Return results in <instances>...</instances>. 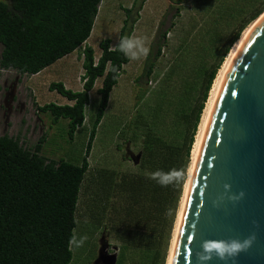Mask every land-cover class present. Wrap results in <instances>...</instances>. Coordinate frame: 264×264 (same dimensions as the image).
<instances>
[{"label":"trees","instance_id":"16d2710c","mask_svg":"<svg viewBox=\"0 0 264 264\" xmlns=\"http://www.w3.org/2000/svg\"><path fill=\"white\" fill-rule=\"evenodd\" d=\"M100 2L0 0V70H12L29 77L80 50L81 90L73 92L59 82L50 83L48 90L56 92L67 103L38 107L40 112L51 116L53 124L60 118L67 121L69 139L82 125L88 93L95 80L101 79L95 91L97 110L80 165L41 156L43 138L33 147L25 148L17 138L0 137V264H69L71 260L69 240L73 236L79 193L88 170L87 158L96 128L108 107L109 94L117 84L122 66L129 61L116 47L122 36H130L131 29L126 28L125 22L115 46L111 48L110 41L104 39L98 44L96 58L89 47L81 48L89 37ZM263 11L264 2L239 23L218 52L217 61L204 71L198 104L182 142H166L146 129L139 146L138 172L125 175L103 169L97 178L94 176L96 193L87 201L86 221L105 228L110 239L124 248L147 256L148 264H164L194 134L216 72L242 30ZM161 38L164 39V33ZM159 54L157 46L153 58L150 60L147 56L144 60L141 76L146 80L152 75ZM113 66L117 71H112ZM187 118V114L182 115L186 123ZM173 168L183 171V179L178 184L161 187L150 179L151 173L157 170L168 172Z\"/></svg>","mask_w":264,"mask_h":264},{"label":"rangeland","instance_id":"374dc122","mask_svg":"<svg viewBox=\"0 0 264 264\" xmlns=\"http://www.w3.org/2000/svg\"><path fill=\"white\" fill-rule=\"evenodd\" d=\"M263 2L101 0L91 32L84 43L95 58L99 54L98 44L104 39L110 41L111 48L115 46L124 22L126 28L131 29L130 38L145 39V46L150 48V60L157 46L160 47V54L148 80L141 76L146 58H128V63L122 66L117 84L109 94L108 107L96 128L87 158L88 170L80 189L72 231L77 238L87 235L88 239L81 247L69 244V264H99L96 261L99 253L114 254L115 264H148L147 256L138 250L124 248L110 239L105 228L86 221L87 201L96 193L94 185L98 173L103 169L125 175L138 172L139 146L146 129L166 142H182L198 104L204 71L207 72L217 61L218 52L228 42L233 30ZM162 33L164 39L161 38ZM79 52L74 51L29 77L12 70H0V137L17 138L25 148L33 147L43 138L41 156L47 160L61 159L72 165H80L97 110L98 96L95 91L100 87L101 79L95 80L93 89L88 93L83 123L71 139L66 134L65 119L60 118L53 124L48 113L38 110L47 103H67L56 92L48 90L50 83L59 82L73 92L81 90L83 71ZM183 114L188 115L187 123L182 119ZM174 225L164 264L167 262Z\"/></svg>","mask_w":264,"mask_h":264},{"label":"water","instance_id":"95a60500","mask_svg":"<svg viewBox=\"0 0 264 264\" xmlns=\"http://www.w3.org/2000/svg\"><path fill=\"white\" fill-rule=\"evenodd\" d=\"M241 191L242 198L229 199ZM252 234L251 247L227 264H264V17L243 36L215 88L168 264H197L203 240ZM96 261L115 264V255L99 253ZM208 264L225 262L214 258Z\"/></svg>","mask_w":264,"mask_h":264},{"label":"clouds","instance_id":"9594fccd","mask_svg":"<svg viewBox=\"0 0 264 264\" xmlns=\"http://www.w3.org/2000/svg\"><path fill=\"white\" fill-rule=\"evenodd\" d=\"M117 50L122 53L126 58L139 59L141 56L147 57L150 53V48L145 46L144 38H130L122 36L116 46ZM112 71H117L113 66ZM150 179L156 181L161 187L178 184L183 179V171L180 169H170L168 172L157 170L150 175ZM227 190L230 186L225 185ZM244 193L241 191L236 196H230L231 200H238L242 198ZM87 235L77 236L73 235L69 243L75 247H81L87 241ZM255 240V235L252 234L243 240L236 238L219 239V240H203L200 242L199 251L196 253L197 264H208L209 261L218 259L224 261H235V258L241 253L246 252Z\"/></svg>","mask_w":264,"mask_h":264},{"label":"bare ground","instance_id":"6f19581e","mask_svg":"<svg viewBox=\"0 0 264 264\" xmlns=\"http://www.w3.org/2000/svg\"><path fill=\"white\" fill-rule=\"evenodd\" d=\"M262 17H264V11L242 31L239 39L232 45L230 51L226 55V57H225L222 65H221L220 69L218 70V72L216 74V77H215V79L213 81V84L211 86V89L209 91V95H208L207 101L205 103V107H204V110H203V113H202V116H201V120H200L198 129H197V133L195 135L194 143H193L192 150H191L190 164H189V168H188V172H187V178H186V181H185V184H184L183 193H182L181 200H180V204H179V209H178L177 218H176L175 225H174L173 235H172V239H171V243H170V249H169V254H168V258H167L166 264L169 263V258H170V254H171L173 239H174V235H175V230H176V226H177V221H178V217H179V212H180V208H181V203H182L183 195H184V192H185V188H186V184H187V180H188V176H189V172H190V168H191L192 159H193V156H194V153H195V150H196V146H197V143H198V140H199V137H200V134H201L203 125H204V121H205V118H206V115H207V112H208V109H209V106H210V103H211V100H212V97H213L215 88H216V86H217V84H218V82H219V80L221 78V75H222V73H223L226 65L228 64V62H229L232 54L234 53V51L237 48L238 44L240 43L241 39L248 32V30L256 22H258Z\"/></svg>","mask_w":264,"mask_h":264},{"label":"snow or ice","instance_id":"6c2138e0","mask_svg":"<svg viewBox=\"0 0 264 264\" xmlns=\"http://www.w3.org/2000/svg\"><path fill=\"white\" fill-rule=\"evenodd\" d=\"M233 95H235V93H233ZM181 234H182V232H181ZM189 239H191V238H189Z\"/></svg>","mask_w":264,"mask_h":264},{"label":"crops","instance_id":"0c3cea01","mask_svg":"<svg viewBox=\"0 0 264 264\" xmlns=\"http://www.w3.org/2000/svg\"><path fill=\"white\" fill-rule=\"evenodd\" d=\"M82 46H84V44H82ZM82 46H81V48H82Z\"/></svg>","mask_w":264,"mask_h":264}]
</instances>
